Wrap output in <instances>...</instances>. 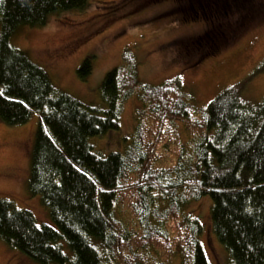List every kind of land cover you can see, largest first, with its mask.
<instances>
[{
    "label": "trees",
    "instance_id": "trees-1",
    "mask_svg": "<svg viewBox=\"0 0 264 264\" xmlns=\"http://www.w3.org/2000/svg\"><path fill=\"white\" fill-rule=\"evenodd\" d=\"M87 5L0 0V121L23 125L38 115L28 189L53 223L39 226L31 211L1 198L0 240L39 264H209L203 224L187 210L208 196L212 232L231 264H264V96L253 105L229 86L196 106L177 80L142 83L128 50L101 83L106 109L83 104L10 39L21 26ZM91 64L81 62V78ZM133 96L141 107L132 141L123 153L95 154L89 138L117 129ZM177 128L195 133L189 145ZM168 154L174 164L158 166Z\"/></svg>",
    "mask_w": 264,
    "mask_h": 264
},
{
    "label": "rangeland",
    "instance_id": "rangeland-1",
    "mask_svg": "<svg viewBox=\"0 0 264 264\" xmlns=\"http://www.w3.org/2000/svg\"><path fill=\"white\" fill-rule=\"evenodd\" d=\"M10 42L43 68L58 90L100 110L107 107L100 92L103 78L128 50L139 62L142 83L177 80L196 106L205 107L229 86L253 105L264 96V0H88L84 10L58 13L41 27H19ZM87 57L91 72L81 78L77 69ZM140 107L135 96L128 99L119 127L89 138L92 151L103 157L123 153L132 141ZM38 123L37 114L23 125L0 121V199L31 211L42 226L53 224L48 209L28 189ZM177 130L189 145L195 133ZM174 161L168 154L156 164L167 167ZM202 198L187 210L203 224L199 240L208 262L231 264L212 232L210 198ZM60 244L70 253L64 241ZM0 264L39 263L0 240ZM170 264H179L178 258L172 257Z\"/></svg>",
    "mask_w": 264,
    "mask_h": 264
},
{
    "label": "flooded vegetation",
    "instance_id": "flooded-vegetation-1",
    "mask_svg": "<svg viewBox=\"0 0 264 264\" xmlns=\"http://www.w3.org/2000/svg\"><path fill=\"white\" fill-rule=\"evenodd\" d=\"M194 13H198V11L195 10ZM213 37H217L216 34H213ZM213 37H212V39H211L210 37H208V39L210 38L211 41L214 43V38H213ZM200 40H202V39H200ZM199 43H200V42H199ZM206 43L208 44L209 42H206Z\"/></svg>",
    "mask_w": 264,
    "mask_h": 264
}]
</instances>
